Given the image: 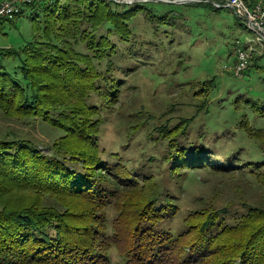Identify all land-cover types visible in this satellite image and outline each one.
<instances>
[{
	"label": "trees",
	"instance_id": "1",
	"mask_svg": "<svg viewBox=\"0 0 264 264\" xmlns=\"http://www.w3.org/2000/svg\"><path fill=\"white\" fill-rule=\"evenodd\" d=\"M119 1L26 6L31 42L18 52L0 49V111L62 133L48 154L30 141L0 137V264H264V164H217L203 146L184 148L178 126L167 130L174 135L164 138L167 156L161 158L168 179L196 171H247L260 191L259 202L245 204L244 214L204 207L186 215L184 230L176 232L164 225L179 205L161 179L139 181L118 156L109 162L99 150L101 102L120 91L116 72L125 70L114 68L120 62L116 43L128 44V25L147 14L146 3ZM204 2L199 5L220 10ZM22 13L2 21L12 23ZM254 109L264 120V104ZM244 130L264 145V130Z\"/></svg>",
	"mask_w": 264,
	"mask_h": 264
},
{
	"label": "rangeland",
	"instance_id": "2",
	"mask_svg": "<svg viewBox=\"0 0 264 264\" xmlns=\"http://www.w3.org/2000/svg\"><path fill=\"white\" fill-rule=\"evenodd\" d=\"M144 7L147 14L142 12L128 25L130 42L116 43L121 63L114 62V68L125 70L116 72L120 91L108 103L101 102L99 150L109 162L120 158L139 181L161 179L179 205L165 228L183 231L185 216L204 207L244 214L243 206L256 205L260 197L258 184L247 171L231 175L196 171L170 180L161 158L167 156L164 138L174 136L167 130L178 126L177 138L184 148L203 146L217 164L230 160L239 169L264 164V145L244 130L248 126L264 130V120L253 110L256 103L264 104V44L229 9L215 12L199 4L161 2ZM21 11L12 23L0 20V49L18 52L31 42L33 23L27 10ZM236 40L254 50L250 61L259 58L242 77L229 71ZM10 65L14 71L18 61ZM61 135L39 120H17L0 111V137L30 141L42 154H48ZM112 259H117L115 253Z\"/></svg>",
	"mask_w": 264,
	"mask_h": 264
},
{
	"label": "built area",
	"instance_id": "3",
	"mask_svg": "<svg viewBox=\"0 0 264 264\" xmlns=\"http://www.w3.org/2000/svg\"><path fill=\"white\" fill-rule=\"evenodd\" d=\"M20 1H28V6H30L38 3L39 0H2L0 1V18H6V12L8 11L20 9ZM210 1H212L215 8L229 9L236 19L249 22L255 29L262 31L264 39V0L261 2L248 0V4H237L236 0ZM253 51L251 48H243V43L235 42V61L233 67L229 70L234 76L242 77Z\"/></svg>",
	"mask_w": 264,
	"mask_h": 264
},
{
	"label": "bare ground",
	"instance_id": "4",
	"mask_svg": "<svg viewBox=\"0 0 264 264\" xmlns=\"http://www.w3.org/2000/svg\"><path fill=\"white\" fill-rule=\"evenodd\" d=\"M42 1H44V0H39L38 4H40V2L42 3ZM251 1L261 2L262 0H251ZM112 2H113V0H112ZM236 2H237V4H248V0H236ZM26 6H28V1H20V9H15V10L6 12V18H0V20H9V21L13 20L16 17V15ZM244 23L246 24L244 26H247V28L250 31L255 33V35L257 36V40L260 41V43L264 44L263 32L255 29L252 25H250L249 22H244ZM243 48H245V47L243 46Z\"/></svg>",
	"mask_w": 264,
	"mask_h": 264
},
{
	"label": "water",
	"instance_id": "5",
	"mask_svg": "<svg viewBox=\"0 0 264 264\" xmlns=\"http://www.w3.org/2000/svg\"><path fill=\"white\" fill-rule=\"evenodd\" d=\"M113 2L118 3L117 1L113 0ZM138 3H167V4H186V3H190V4H200L204 1H200V0H176V1H168V0H138L136 1ZM133 2H130V4H132ZM204 3L210 4V5H214L212 3V1H205Z\"/></svg>",
	"mask_w": 264,
	"mask_h": 264
}]
</instances>
